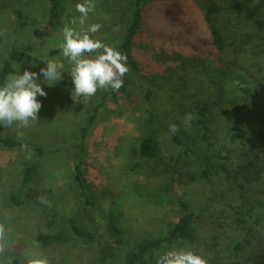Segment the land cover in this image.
<instances>
[{"label": "rangeland", "instance_id": "374dc122", "mask_svg": "<svg viewBox=\"0 0 264 264\" xmlns=\"http://www.w3.org/2000/svg\"><path fill=\"white\" fill-rule=\"evenodd\" d=\"M50 1L0 0V69L12 50L21 51L24 58L17 63L20 74L25 69L38 73L37 82L47 93L46 97L37 96L42 107L38 113L39 121L31 127L17 129L16 125H0V138L22 143L13 148L0 145V224L6 229L0 264H11L14 259L19 264H29L34 258H45L48 264H97L94 246L74 237L70 227L76 225L82 229L96 230L101 237L103 221L98 212L101 208H108V202L126 184L151 185L162 182L175 187L170 204L148 206L138 201L119 202V222L125 228L126 236L124 249L137 239L157 237L164 233L180 216V199L188 202L193 212L210 226L208 239L212 241L213 253L227 252L232 237L245 233L244 227L236 225L237 216L231 206L244 204L242 206L248 207L249 204L240 201L227 207L229 201L221 197L222 186L215 177L197 179L205 167L202 158L206 151L204 145L199 142L202 145L195 150L199 151L201 159H197L198 164H193L196 155L184 152L169 136L170 124L178 125L180 131L185 130V115L178 102L174 101V95L194 90L190 88L192 84L184 85L180 77V80L141 77L129 70L118 92L98 90L88 101L74 103L70 95L73 84L67 73L70 66L60 56L58 45L62 42V28L65 25L73 26L70 21L80 15L75 5L84 3V0H63L61 17L55 26L49 25ZM151 1H157L163 7L167 3L164 0H147V3ZM94 4L85 24L73 27L83 32L91 24L98 23L102 25L100 30L90 34L94 40L99 39L109 46L120 42L131 8L129 1L94 0ZM219 19L218 22L227 24V18ZM242 25L240 22L239 26ZM245 32L248 34L249 29L246 28ZM244 40L245 37L242 43H245ZM44 56L65 65L63 79L53 86L43 83V77L39 75V69L45 66L40 60ZM243 60L247 61L248 72L259 79L250 84V88L264 99V57H250L247 54ZM182 76L196 80L185 72ZM199 84L202 89V81ZM95 109V119L90 123L89 118ZM151 117L159 128L156 138L161 144V157L155 161L138 155L139 141L146 135L145 127ZM84 127H87V131L82 141ZM222 127L218 120L216 132H220ZM18 131L22 135H18ZM81 143L86 153L78 160ZM177 160L188 163L182 172L177 167ZM78 161H82L84 174L92 183L96 199L94 208L83 205L77 192L74 166ZM33 163L38 164L32 183L36 198L30 204L11 207L8 196L20 186L25 168ZM167 168L169 175L166 174ZM40 197H46L50 206L41 203ZM256 213L255 217L261 218L260 224L256 221L255 227L259 231L248 229L253 239L264 236L263 212L257 210ZM54 232H61L66 243L50 248H42L35 243L36 234ZM199 237L203 236L199 234ZM203 248L210 249L207 246ZM179 249L190 250V244L166 246L156 253V259L167 250ZM110 264H122L121 258Z\"/></svg>", "mask_w": 264, "mask_h": 264}, {"label": "trees", "instance_id": "16d2710c", "mask_svg": "<svg viewBox=\"0 0 264 264\" xmlns=\"http://www.w3.org/2000/svg\"><path fill=\"white\" fill-rule=\"evenodd\" d=\"M62 1H50V26L59 23ZM128 1L131 8L124 35L112 47L126 54L129 70L138 76L172 77L174 80L180 77L184 85L192 84L190 88L194 90L175 94L174 101L184 115L192 113L195 119L184 132L169 136L184 152L196 155L193 164L201 159L199 151L196 152L198 145H204L205 167L197 179L215 177L222 186L221 197L229 201L227 207L247 201L248 207L242 206L244 204L231 206L237 216L236 225L244 227L245 233L232 237L227 252L214 254L212 241L208 239L210 226L193 212L188 202L179 199L180 216L175 223L161 235L137 239L124 249L126 236L119 222V202L138 201L148 206L170 204L175 187L162 182L126 184L108 202V208L98 212L103 221L101 237L96 230L76 225L70 227L71 234L94 246L97 264H110L120 258L122 264H156L158 251L180 243L190 244V250L203 257L207 264H264V236L254 240L248 230L259 231L255 228L256 221L261 222V218L255 217L257 210L264 216V99L250 88V84L259 79L248 72L247 61L243 60L247 54L264 57V0H164L167 1L165 7L157 1ZM219 18H227V24L218 22ZM244 37L245 43H242ZM23 58V53L16 49L8 54L0 69L1 84L5 76L14 71V64ZM181 71L196 80L184 79ZM199 81H202V89ZM96 110L89 118L90 123L95 119ZM218 120L223 127L217 133ZM145 128L146 135L138 144V155L147 160H159L161 144L156 138L159 128L155 119L151 117ZM86 131L84 127L82 141ZM0 145L13 148L22 143L0 138ZM85 153L81 143L77 159H82ZM178 163L181 172L188 165L185 161ZM37 170V163L25 168L20 186L8 196L11 207L34 201L36 189L32 183ZM74 172V183L83 205L94 208L96 199L92 183L84 174L82 161L75 164ZM169 173L167 168L166 174ZM34 241L42 248H50L65 244L66 238L61 232L38 233ZM205 246L210 249L203 248ZM11 264H19V261L14 259Z\"/></svg>", "mask_w": 264, "mask_h": 264}, {"label": "clouds", "instance_id": "9594fccd", "mask_svg": "<svg viewBox=\"0 0 264 264\" xmlns=\"http://www.w3.org/2000/svg\"><path fill=\"white\" fill-rule=\"evenodd\" d=\"M95 7L94 0H84L75 5L79 17L70 21L71 25L83 26L88 14ZM65 25L62 28V42L58 45L60 56L69 63L68 75L71 77L73 89L70 93L74 103L86 102L95 96L98 90L118 92L123 86V77L129 72L126 54L114 47L93 39L90 34L100 30L102 25L91 24L86 31H78L75 27ZM45 64L39 69L43 83L53 86L63 79L65 65L55 59L42 57ZM38 81V73L25 69L19 72V65H14V71L8 73L0 84V125L17 129L31 127L39 121L38 113L42 107L37 96L46 97L47 93ZM195 119L192 113L185 115V129L191 127ZM168 131L175 135L180 131L176 124H170ZM18 135L22 132L18 131ZM40 202L48 204L46 197H40ZM6 229L0 224V252L4 250ZM29 264H48L45 258H34ZM156 264H207V261L191 250H167L160 254Z\"/></svg>", "mask_w": 264, "mask_h": 264}]
</instances>
